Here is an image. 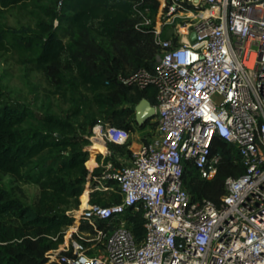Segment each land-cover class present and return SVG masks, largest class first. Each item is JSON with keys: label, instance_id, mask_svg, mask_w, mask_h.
<instances>
[{"label": "built area", "instance_id": "built-area-1", "mask_svg": "<svg viewBox=\"0 0 264 264\" xmlns=\"http://www.w3.org/2000/svg\"><path fill=\"white\" fill-rule=\"evenodd\" d=\"M136 11L140 25L153 26L159 52L153 72L139 69L122 81L155 87V131L127 163L108 154L99 164L84 187L86 206L68 211L73 223L48 261L264 264V0H161L154 18L147 7ZM176 16L184 26L164 37ZM111 130L125 137L113 139ZM108 131L125 144L128 132ZM217 138L236 149L243 167L225 178L219 205L193 199L182 180L187 163L201 178L216 176ZM110 182L120 201L91 203ZM139 212L140 241L131 227Z\"/></svg>", "mask_w": 264, "mask_h": 264}, {"label": "trees", "instance_id": "trees-1", "mask_svg": "<svg viewBox=\"0 0 264 264\" xmlns=\"http://www.w3.org/2000/svg\"><path fill=\"white\" fill-rule=\"evenodd\" d=\"M38 1L0 0V14L35 2L47 15V21L38 18L34 34L0 27V50L14 48L23 55V62L34 63L55 81L61 78V57L65 54V66L76 71L80 85L90 91L109 126L130 132L135 125L143 128L150 124L151 119L138 125L135 106L142 99L154 104L155 87L127 85L122 78L139 69L154 71L159 48L153 26L140 25L136 9L147 7L146 14L154 18L161 0H47L54 8ZM54 22L69 26L67 41L58 37ZM2 96L0 88V174L37 183L39 194L33 205H25L0 185V264H64L49 262L48 254L59 248L65 230L73 223L68 211L80 207L81 200V207L86 206L84 187L100 174V157L93 163L86 148L89 140L70 117L37 114L28 107L3 101ZM110 133L116 140L125 137L119 130ZM111 144L118 149L125 147ZM215 146L222 152L216 176L201 178L187 163L182 180L193 199L205 198L219 205L225 193V178L240 174L243 167L236 149L218 138ZM109 156L119 164L113 155ZM112 196L113 202L120 201L118 191ZM90 202L107 205L94 192ZM131 224L140 241L144 235L140 212L131 218Z\"/></svg>", "mask_w": 264, "mask_h": 264}, {"label": "rangeland", "instance_id": "rangeland-1", "mask_svg": "<svg viewBox=\"0 0 264 264\" xmlns=\"http://www.w3.org/2000/svg\"><path fill=\"white\" fill-rule=\"evenodd\" d=\"M38 3L54 8V5L47 0H41ZM56 9L59 12L60 8L57 7ZM38 18L47 21V15L41 8L35 2H28L26 6H15L4 10L0 14V27L24 29L27 33L34 34L38 30ZM184 24L181 17H174L165 27V37L179 31ZM53 27L58 37L67 41L69 26L65 22L58 25L54 22ZM97 40L108 45L100 37H97ZM22 58L23 55L14 48L9 47L0 50V88L3 93V101L28 107L37 114H56L62 117H70L77 125L78 130L82 131L88 138L89 144L86 148L92 161L100 157L98 161L103 164L105 157L109 154L113 155V159L118 163H127L132 151L136 150L142 142H145L154 133L155 122L153 118L147 126L139 128L135 125L134 129L127 133L128 136L123 149L114 147L112 142H121L112 140L111 133L109 136L108 121L92 101L90 91L80 85L76 71L65 66L67 62L65 54L61 57L64 66L59 81L51 80L34 63L23 62ZM215 99L219 102L220 97L216 96ZM76 111L77 113H75ZM90 167L92 166L90 165ZM0 185L8 189L25 205H33L38 198L39 187L37 183L28 180H16L8 174L1 173ZM110 186L105 191H94L96 195L102 197V202L107 204L113 202L112 194L117 191L116 185ZM67 231L68 228L65 233H68ZM65 239L64 237L62 244Z\"/></svg>", "mask_w": 264, "mask_h": 264}, {"label": "water", "instance_id": "water-1", "mask_svg": "<svg viewBox=\"0 0 264 264\" xmlns=\"http://www.w3.org/2000/svg\"><path fill=\"white\" fill-rule=\"evenodd\" d=\"M196 3L197 0H194ZM191 39L195 38V34H191ZM154 117V107L153 105L147 100L142 99L136 106H135V120L138 125L145 124L148 120Z\"/></svg>", "mask_w": 264, "mask_h": 264}, {"label": "crops", "instance_id": "crops-1", "mask_svg": "<svg viewBox=\"0 0 264 264\" xmlns=\"http://www.w3.org/2000/svg\"><path fill=\"white\" fill-rule=\"evenodd\" d=\"M91 158V157H90ZM95 161V160H94ZM94 161H93V163H94ZM92 166V165H91Z\"/></svg>", "mask_w": 264, "mask_h": 264}]
</instances>
